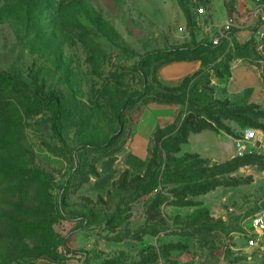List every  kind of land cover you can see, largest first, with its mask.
<instances>
[{"label": "rangeland", "instance_id": "obj_1", "mask_svg": "<svg viewBox=\"0 0 264 264\" xmlns=\"http://www.w3.org/2000/svg\"><path fill=\"white\" fill-rule=\"evenodd\" d=\"M245 1L39 0L33 6L29 0H0V74L25 84L35 102V107L18 104L4 115L0 166L47 172L52 202L62 206L65 215L38 235L15 231L0 221V264H264V235L257 245L248 243L252 217L264 212L260 165L219 175L225 180L252 176L249 183L220 185L188 196L201 204L167 203L186 183L171 182L161 174L158 187L144 193L149 178L143 176L156 130L174 127L175 135L192 105L199 114L215 100H224L217 97L212 77L231 51L201 52L204 69L191 81L184 103L157 99L158 91L178 86L185 78L171 79V62L155 72L151 67L143 79L135 67L138 60L151 50L211 40L230 16L243 23L241 17L250 15L253 7ZM246 53L264 72V53L251 48ZM51 90L65 94L63 112L48 101ZM147 90L126 108L130 94ZM249 92L230 99L231 105L250 103ZM121 107L123 125L116 119ZM225 122L234 135L208 128L202 153L192 151L199 140L189 143L190 150L182 144L181 151L171 153L180 174L199 172L190 167L193 158L184 159L185 153H199L207 159L201 165L206 168L238 156L236 138L246 127H256L232 119ZM258 133L260 143H248L249 150L264 156V130ZM114 135L117 141L110 145ZM168 159L163 149L157 170L165 171ZM9 201L37 207L40 196L33 191L0 192V213H8ZM199 208L208 213L197 217ZM62 238L86 253L56 261L23 253L24 244L60 251ZM176 243L179 248L173 247Z\"/></svg>", "mask_w": 264, "mask_h": 264}, {"label": "trees", "instance_id": "obj_2", "mask_svg": "<svg viewBox=\"0 0 264 264\" xmlns=\"http://www.w3.org/2000/svg\"><path fill=\"white\" fill-rule=\"evenodd\" d=\"M29 1L33 6L37 5V2H39V0ZM255 30L256 28H254V32ZM254 32L252 37L244 42H241L235 31H233L230 34L232 40L223 38L217 45H214L210 40L197 41L194 39L193 44H181L175 47L151 50L141 55L135 67L144 79L148 75L151 67H153L155 72L164 64L173 61L201 60L200 54L204 50L211 49L212 52H223V54L228 50L231 51V54L226 56V62L223 64L222 70L216 69V75L219 77L231 76V62L234 58L239 57L248 59L246 53L248 48L259 51L257 48L258 41ZM203 69L204 65H202L199 70L195 71L193 75L185 76L183 82L178 86H165L164 91L161 90L156 93L158 97L157 99L163 102L184 103L188 101V95L192 91L191 81L199 76L203 72ZM153 75L154 78L157 79L156 74L154 73ZM261 75L264 81V72H262ZM0 78L2 83L0 86V123L4 115L17 108L18 104H28L29 106L34 105L35 107V102L32 101V95L30 94L29 88L25 84L15 81L6 73H1ZM176 90H180V92H175ZM147 93H149V90L145 93L136 91L130 94L129 100L125 104L126 108L142 99ZM47 96L49 98L48 101L54 104L55 107H59V112L64 111L66 98L63 92L51 90ZM190 102L192 101L190 100ZM42 106H37V109H40ZM124 110L125 108L121 107L116 111V119L122 125L125 123L123 114ZM198 112L199 114L196 113V109L192 105L181 121L175 135L172 133L174 127L158 128L156 130L152 158L150 159L146 173L143 176L144 178H149V185L144 189V193H149L158 187V177L161 174V176L166 177L171 182L186 183L182 186L181 191H175L174 199L169 201L166 200L168 201L167 203L176 205L201 204V202L189 200L188 196L207 193L220 185L235 186L249 183L253 179L252 176H247L246 178L225 180L219 178V175L235 171L248 164H258L264 169V156L254 152H247L242 156H235L230 160L207 168L201 166L207 162V159L202 158L198 153H185L183 156L184 159L193 158V163H191L190 167H197V169H199L197 171L199 172L191 176H183L180 174L179 170L175 168L177 164L173 162L174 160H171L170 155L173 152L181 151L182 144L188 142L191 133L210 128L216 131L224 130L227 133L234 135L233 129L225 122V119L236 120L243 125H250L264 130V107L255 102L233 106L231 105V100L229 98H225L223 101L217 99L215 100L214 105L207 107L204 111ZM59 119L61 121V118ZM116 141V135L110 137V145L115 144ZM91 143L92 142H90V144ZM163 149L167 151L169 158L165 165V171L157 170L156 168L159 165V158L162 155ZM172 165H174L173 168H171ZM51 181V176L40 169H30L27 171L11 170L0 166V192L18 195L33 191L40 196V205L37 207L31 205L25 206L22 201L7 202L10 210L7 211L8 213H0V221H4V223L11 226L15 231L29 232L37 235L47 232L48 229L52 228L54 222L59 218L65 217L62 206H54L50 197L49 187ZM191 181H194V183H191ZM66 192L67 191L64 190L62 197H64ZM163 202L164 200L160 201L161 204ZM204 213H208V210L205 208H199L196 216L199 217ZM59 244L62 247V250L60 251L53 250L51 246H43L40 244L30 246L24 244L23 253L29 258L47 257L54 261L69 259L76 257L79 254L86 253L83 250L71 248L67 244L66 238L60 239ZM172 245L174 248H179L178 243Z\"/></svg>", "mask_w": 264, "mask_h": 264}, {"label": "crops", "instance_id": "obj_3", "mask_svg": "<svg viewBox=\"0 0 264 264\" xmlns=\"http://www.w3.org/2000/svg\"><path fill=\"white\" fill-rule=\"evenodd\" d=\"M248 4L255 5V0H250ZM245 4V3H244ZM242 9L241 7L239 10ZM237 10L235 11V14ZM231 14V13H230ZM236 16V15H235ZM243 23H238V28L235 30V33L241 42H244L250 39L253 35L254 28L251 16L246 14L245 17H241ZM170 65H173L174 74L171 75V79H179L182 76H187L190 73H193L199 70L202 67L201 60H181L173 61ZM172 69V68H171ZM232 75L231 76H214L212 77V84L215 86V92L217 97L225 99H234L236 96L243 95L244 92L248 89L249 92V102H255L264 107V81L261 75L260 70L253 65L248 59L238 58L235 59L231 64ZM207 130L200 131L198 133H193L190 135L188 142L184 143L188 147L187 150H190L189 143L200 141L199 145H193L192 151H197L202 153V148H204L205 137L208 136ZM258 143V142H257ZM182 146V147H183ZM198 153V154H199Z\"/></svg>", "mask_w": 264, "mask_h": 264}, {"label": "built area", "instance_id": "obj_4", "mask_svg": "<svg viewBox=\"0 0 264 264\" xmlns=\"http://www.w3.org/2000/svg\"><path fill=\"white\" fill-rule=\"evenodd\" d=\"M200 14L205 13V8L198 9ZM250 16L255 30V37L258 41L257 48L264 53V0H255V5L250 10ZM238 28L236 19L230 16L224 23L218 26L217 34L210 40L214 45L220 43L223 38L232 40L231 32ZM259 141L258 129L253 127H246L241 136L236 138V146L238 155H244L249 150L248 143L257 144ZM252 235L248 238L250 246L258 244L260 238L264 235V212L256 213L251 220Z\"/></svg>", "mask_w": 264, "mask_h": 264}, {"label": "water", "instance_id": "obj_5", "mask_svg": "<svg viewBox=\"0 0 264 264\" xmlns=\"http://www.w3.org/2000/svg\"><path fill=\"white\" fill-rule=\"evenodd\" d=\"M262 137V135H260V138ZM260 143V141H258V144Z\"/></svg>", "mask_w": 264, "mask_h": 264}]
</instances>
